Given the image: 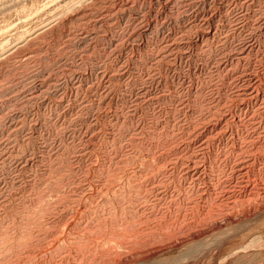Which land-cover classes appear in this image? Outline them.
<instances>
[{
	"label": "rangeland",
	"instance_id": "rangeland-1",
	"mask_svg": "<svg viewBox=\"0 0 264 264\" xmlns=\"http://www.w3.org/2000/svg\"><path fill=\"white\" fill-rule=\"evenodd\" d=\"M0 264H264V0H0Z\"/></svg>",
	"mask_w": 264,
	"mask_h": 264
},
{
	"label": "bare ground",
	"instance_id": "bare-ground-1",
	"mask_svg": "<svg viewBox=\"0 0 264 264\" xmlns=\"http://www.w3.org/2000/svg\"><path fill=\"white\" fill-rule=\"evenodd\" d=\"M236 200V199H235Z\"/></svg>",
	"mask_w": 264,
	"mask_h": 264
}]
</instances>
